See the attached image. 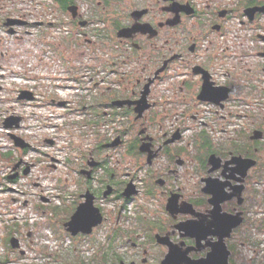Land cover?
<instances>
[{
	"label": "flooded vegetation",
	"instance_id": "obj_1",
	"mask_svg": "<svg viewBox=\"0 0 264 264\" xmlns=\"http://www.w3.org/2000/svg\"><path fill=\"white\" fill-rule=\"evenodd\" d=\"M2 29L90 86L57 102L83 117L62 113L73 205L90 191L116 222L65 264H185L223 242L228 264H264V0H0Z\"/></svg>",
	"mask_w": 264,
	"mask_h": 264
},
{
	"label": "rangeland",
	"instance_id": "obj_2",
	"mask_svg": "<svg viewBox=\"0 0 264 264\" xmlns=\"http://www.w3.org/2000/svg\"><path fill=\"white\" fill-rule=\"evenodd\" d=\"M2 12L6 13L7 11ZM2 39H4L3 42L1 41ZM22 48H24L23 43H17V41H13L11 44L8 43L7 35H5L3 29L0 31V53H18ZM26 53L29 52L27 51ZM46 55V64L43 66V70L47 81L53 83L46 86L53 99L76 98L79 101L78 95L84 96L90 92L88 84L79 82L76 85L75 82H70L69 78L66 79L65 77H69V72L65 69H60L59 66L54 64L52 54L46 53ZM78 75L81 76V73H78ZM96 76L97 74L95 73ZM59 78H61V81L58 80ZM56 84L63 85V88L75 86L78 90L67 89L58 91L54 89ZM53 108L59 114L68 113L64 108L58 107L56 104L53 105ZM67 116H69V119L74 118L77 121L83 119L80 114H76V116L67 114ZM49 122L52 121L49 120ZM66 122H69V120ZM61 127L52 136L57 139L60 146L67 143L68 147L63 152L72 155V151L68 150V148H72L73 143L77 139L74 141L70 136L69 127ZM49 133L46 131L42 136H50ZM102 139L99 138L100 141ZM78 140V146L84 147L87 142L86 138L82 136ZM35 144L40 149L46 147V143L42 140H36ZM1 152L4 153V151ZM119 153H122V151ZM37 159L43 158L38 156ZM123 159H127L125 162L127 165L128 158L125 156ZM41 161H36L37 165L34 166V170L30 174L31 178L21 177L18 182L14 183L7 179L13 165L0 155V264H65L66 262H72L70 259L64 260V256L60 257L61 250L67 249L73 252L78 249L79 251L93 252L95 249L105 246L112 225L116 222V213L114 212L110 215L112 224L107 222L99 226L89 237L79 236L71 239L63 225L66 217L70 216L65 209L69 210L72 208L73 199L76 198L78 193H84L86 190L85 185H82L79 179H77V185L75 183L77 178L76 165L71 164L67 168V166H52L49 158ZM131 167L127 165L126 168L131 169ZM61 196L65 197V199L61 198ZM136 203L132 202L129 207L134 209ZM121 205L120 202L111 203L106 206V209H119ZM147 207L150 210L145 215L151 217V210L155 211L156 209H151L149 203ZM56 208L60 212L65 211L66 213L55 216ZM12 238L19 240V248L14 249L11 246L10 240ZM121 248L120 252L127 249L125 245Z\"/></svg>",
	"mask_w": 264,
	"mask_h": 264
},
{
	"label": "built area",
	"instance_id": "obj_3",
	"mask_svg": "<svg viewBox=\"0 0 264 264\" xmlns=\"http://www.w3.org/2000/svg\"><path fill=\"white\" fill-rule=\"evenodd\" d=\"M52 84L46 79L43 66L39 62V53H0V152L12 153L13 160H22L24 167L31 166L30 174L37 165L36 161L42 162L41 160L47 158L52 166L68 168L69 165V154L63 152L68 147L67 143L60 146L52 136L54 132H58L60 126L67 127L66 121L69 120L64 119L49 104L52 94H49L46 86ZM59 86L60 84L54 85V89L61 91ZM23 92L31 93L33 100H20ZM9 118H20L19 126L7 128L5 122ZM46 131L50 132V136H42ZM12 134L30 145L27 152L15 147ZM46 139L53 140L54 144H46L44 149L35 144L36 140L45 142ZM38 156L43 159H37ZM11 173L12 170L9 174ZM30 174L26 178H31Z\"/></svg>",
	"mask_w": 264,
	"mask_h": 264
},
{
	"label": "water",
	"instance_id": "obj_4",
	"mask_svg": "<svg viewBox=\"0 0 264 264\" xmlns=\"http://www.w3.org/2000/svg\"><path fill=\"white\" fill-rule=\"evenodd\" d=\"M11 25V22L8 23ZM32 95L26 92H23L19 99H32ZM64 105V103H61ZM20 122V118H9L6 120L5 125L7 128H12L13 126H18ZM12 139L15 141L16 146L20 148H27L29 145L25 143L22 139L12 135ZM49 144H53L52 141H47ZM118 143L114 144L116 146ZM21 166V163L15 165L14 170H17ZM30 172V168L27 167L24 170V174L27 175ZM9 180H15L18 178V173H15L8 177ZM111 193L109 189L105 193V197H107ZM133 192L128 189L126 196H130ZM84 201L79 204L74 214L71 216L70 220L64 224V228L66 232H68L72 237H77L79 235H91L95 228L100 226L104 221L105 217L103 216L100 208L95 205V195L90 191L86 192L82 195ZM170 211V209H168ZM11 246L14 249L19 248V240L17 238H12L10 240ZM222 252L224 255L221 256ZM174 256H167L163 264H174L173 262ZM183 262L185 264H228V252L225 246V243L217 244L213 246V250L208 254L207 258L204 260H191L185 259Z\"/></svg>",
	"mask_w": 264,
	"mask_h": 264
},
{
	"label": "trees",
	"instance_id": "obj_5",
	"mask_svg": "<svg viewBox=\"0 0 264 264\" xmlns=\"http://www.w3.org/2000/svg\"><path fill=\"white\" fill-rule=\"evenodd\" d=\"M75 210H76V207L74 205L69 210L65 209V211L68 212L70 214V216L74 213ZM55 211H56L55 214H54L55 216H57L58 214L66 213L65 211H61L60 212V210L58 208H56ZM70 216L69 217H66L65 221H68V219H70ZM53 218H56V217H53Z\"/></svg>",
	"mask_w": 264,
	"mask_h": 264
}]
</instances>
